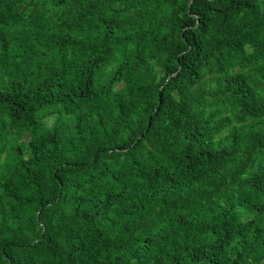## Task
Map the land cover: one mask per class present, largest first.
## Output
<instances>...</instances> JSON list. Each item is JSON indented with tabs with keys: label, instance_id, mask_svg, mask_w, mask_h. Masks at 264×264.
I'll return each instance as SVG.
<instances>
[{
	"label": "trees",
	"instance_id": "trees-1",
	"mask_svg": "<svg viewBox=\"0 0 264 264\" xmlns=\"http://www.w3.org/2000/svg\"><path fill=\"white\" fill-rule=\"evenodd\" d=\"M0 264H264V0H0Z\"/></svg>",
	"mask_w": 264,
	"mask_h": 264
}]
</instances>
